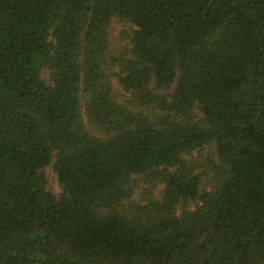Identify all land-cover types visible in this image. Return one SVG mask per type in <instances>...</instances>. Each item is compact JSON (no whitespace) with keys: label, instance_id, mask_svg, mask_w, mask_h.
Wrapping results in <instances>:
<instances>
[{"label":"trees","instance_id":"obj_1","mask_svg":"<svg viewBox=\"0 0 264 264\" xmlns=\"http://www.w3.org/2000/svg\"><path fill=\"white\" fill-rule=\"evenodd\" d=\"M0 264H264V0H0Z\"/></svg>","mask_w":264,"mask_h":264},{"label":"rangeland","instance_id":"obj_2","mask_svg":"<svg viewBox=\"0 0 264 264\" xmlns=\"http://www.w3.org/2000/svg\"><path fill=\"white\" fill-rule=\"evenodd\" d=\"M131 34H132V27L123 24L117 19H114L112 21L109 29V38L111 44V53L113 56L119 57L125 54L130 42ZM41 75H42V79L46 81L48 84H50L49 72L43 69L41 71ZM110 81H111L114 98L120 105L124 104L125 101L129 99V95L122 90V88L119 86L115 78H111ZM44 172L47 179V186L49 191H51L56 196H59L62 193V190L58 184L52 166L46 168ZM145 189L146 186L142 184L140 186V190L134 196L133 201L136 202L141 201V199L143 198L142 194L144 193ZM162 189L163 187L159 186L155 194L158 196ZM187 208L193 209L194 204L193 203L189 204Z\"/></svg>","mask_w":264,"mask_h":264}]
</instances>
